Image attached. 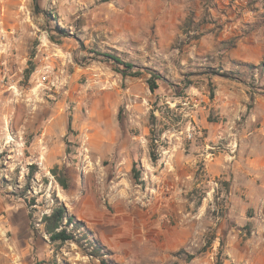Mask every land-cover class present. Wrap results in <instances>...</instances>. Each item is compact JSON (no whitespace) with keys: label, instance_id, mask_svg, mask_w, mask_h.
Instances as JSON below:
<instances>
[{"label":"rangeland","instance_id":"1","mask_svg":"<svg viewBox=\"0 0 264 264\" xmlns=\"http://www.w3.org/2000/svg\"><path fill=\"white\" fill-rule=\"evenodd\" d=\"M263 65L264 0H0V264H264Z\"/></svg>","mask_w":264,"mask_h":264},{"label":"trees","instance_id":"2","mask_svg":"<svg viewBox=\"0 0 264 264\" xmlns=\"http://www.w3.org/2000/svg\"><path fill=\"white\" fill-rule=\"evenodd\" d=\"M102 56L114 61L116 64L122 65L125 68V72L128 71L131 76L137 77L141 74L139 70H136L134 65L130 63H125L122 60H120L118 57L102 54ZM263 64V63H261ZM249 66V65H247ZM264 67V65H263ZM262 67V68H263ZM157 80H161V77H159L157 74L152 73L150 79H149V89L151 92H153L157 88ZM149 157L152 162L156 161L155 155L152 153V151L149 150ZM60 185L63 189H66L67 186L63 181L60 182ZM43 222L45 224V232L49 236V240L51 242H65V241H74L79 247H82L80 239L75 238V235L73 233L68 232L64 227L62 226H70L71 224L81 225V223H78V221H75L73 216H69L67 214V210L63 205H60L52 210L51 214L49 216H44ZM84 228V234L83 236L86 237V239L89 241V237L91 235V232L86 230L83 225H81ZM58 230V231H57ZM92 241H89V244L93 243L94 249L90 253L91 256L99 257L100 256V250H104V247L100 244V242L96 239H90ZM95 250V251H94Z\"/></svg>","mask_w":264,"mask_h":264},{"label":"built area","instance_id":"3","mask_svg":"<svg viewBox=\"0 0 264 264\" xmlns=\"http://www.w3.org/2000/svg\"><path fill=\"white\" fill-rule=\"evenodd\" d=\"M49 73H50V69L48 66H45L42 70V75L38 77V83L40 85L46 83V82H50V78H49ZM52 85H54V83H51Z\"/></svg>","mask_w":264,"mask_h":264},{"label":"crops","instance_id":"4","mask_svg":"<svg viewBox=\"0 0 264 264\" xmlns=\"http://www.w3.org/2000/svg\"><path fill=\"white\" fill-rule=\"evenodd\" d=\"M6 198L5 197H1L0 196V212H6V211H10L11 209V204L9 203L8 205H6Z\"/></svg>","mask_w":264,"mask_h":264}]
</instances>
